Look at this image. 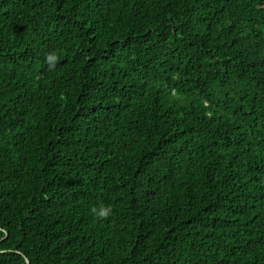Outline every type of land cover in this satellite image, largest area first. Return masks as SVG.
Wrapping results in <instances>:
<instances>
[{"label": "trees", "instance_id": "obj_1", "mask_svg": "<svg viewBox=\"0 0 264 264\" xmlns=\"http://www.w3.org/2000/svg\"><path fill=\"white\" fill-rule=\"evenodd\" d=\"M0 264H264V0H0Z\"/></svg>", "mask_w": 264, "mask_h": 264}, {"label": "clouds", "instance_id": "obj_2", "mask_svg": "<svg viewBox=\"0 0 264 264\" xmlns=\"http://www.w3.org/2000/svg\"><path fill=\"white\" fill-rule=\"evenodd\" d=\"M60 57L57 52L52 51L46 56V64L50 71H54L57 67V63ZM93 214L99 219H107L112 213V209L108 206H99L98 208H93Z\"/></svg>", "mask_w": 264, "mask_h": 264}, {"label": "water", "instance_id": "obj_3", "mask_svg": "<svg viewBox=\"0 0 264 264\" xmlns=\"http://www.w3.org/2000/svg\"><path fill=\"white\" fill-rule=\"evenodd\" d=\"M28 263V262H27Z\"/></svg>", "mask_w": 264, "mask_h": 264}]
</instances>
